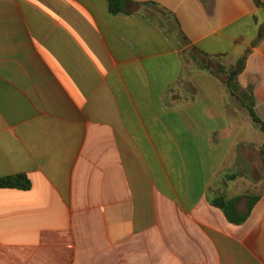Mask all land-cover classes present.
Masks as SVG:
<instances>
[{"label": "crops", "instance_id": "crops-1", "mask_svg": "<svg viewBox=\"0 0 264 264\" xmlns=\"http://www.w3.org/2000/svg\"><path fill=\"white\" fill-rule=\"evenodd\" d=\"M131 1L153 6L0 0V179L31 182L0 188V264H264V134L195 65L251 49L238 80L264 122L263 9ZM253 195L243 223L216 206Z\"/></svg>", "mask_w": 264, "mask_h": 264}, {"label": "trees", "instance_id": "trees-1", "mask_svg": "<svg viewBox=\"0 0 264 264\" xmlns=\"http://www.w3.org/2000/svg\"><path fill=\"white\" fill-rule=\"evenodd\" d=\"M256 4L261 7L264 11V1L255 0ZM108 8L110 13L114 15L119 14H131L129 11L131 6L134 7H152V4H138L132 2L131 0H107ZM152 5V6H151ZM264 40V23L260 26L258 36L252 43V47H256ZM251 49H248L247 52L242 55L234 65L230 67H225L219 65L215 62V57L209 56L203 52H199L201 59H195V65L199 70L206 69L211 74L216 75L217 77L223 78L227 90L230 92L232 97L238 102V104L246 109L251 120L254 123V126L259 129L264 134V122L258 117L255 112V98L251 90L243 89L239 84V76L244 72L246 67V62ZM218 68V69H217ZM262 157V163L264 165V146L260 150ZM31 187V182L26 175H17L10 176L7 178L0 179V188H12V189H21L28 190ZM259 199L258 196H249L247 213L239 214L234 200H230L226 197L219 198L216 201V206L221 208L225 213L226 217L233 223H243L248 215L250 214L252 208L254 207L256 201Z\"/></svg>", "mask_w": 264, "mask_h": 264}, {"label": "rangeland", "instance_id": "rangeland-1", "mask_svg": "<svg viewBox=\"0 0 264 264\" xmlns=\"http://www.w3.org/2000/svg\"><path fill=\"white\" fill-rule=\"evenodd\" d=\"M258 173H262V175H263V177H262L263 182L262 183L256 182V184L255 183H251L249 185V188H264V170L263 171H260ZM251 179H253V178H251Z\"/></svg>", "mask_w": 264, "mask_h": 264}]
</instances>
